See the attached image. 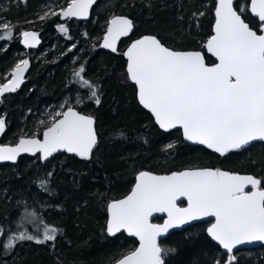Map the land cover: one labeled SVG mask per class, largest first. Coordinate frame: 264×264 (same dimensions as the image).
I'll list each match as a JSON object with an SVG mask.
<instances>
[{"label":"trees","instance_id":"1","mask_svg":"<svg viewBox=\"0 0 264 264\" xmlns=\"http://www.w3.org/2000/svg\"><path fill=\"white\" fill-rule=\"evenodd\" d=\"M50 2L63 9L70 0H10L0 10V18L11 26L10 38L0 39V85L20 59L22 33L34 31L42 41L34 53L45 51L41 59L23 55L30 61L27 83L0 103V118L5 121L0 143L41 138L50 124L45 109L66 111L68 107L94 119L98 143L89 159L57 154L49 161L20 157L13 165L0 166V264H116L137 247V241L127 240L124 234L115 239L108 236L107 207L125 197L143 171L170 174L219 168L264 182V144L220 158L187 145L180 131L161 132L138 104L136 88L126 74L123 53L142 36H155L174 51H201L206 63L214 64L204 44L212 35L215 0H100L87 23H62L59 15L39 19ZM248 4L249 0H236L234 7ZM114 16L129 18L134 31L112 54L102 51L100 42ZM243 18L258 31L259 21L249 11ZM60 25L67 34L59 30ZM4 32L0 27V36ZM81 66V77L95 87L99 105L75 75ZM45 225L59 230L55 241L24 240L5 248L8 236L21 231L43 238ZM207 227L195 225L163 241L164 264H225L227 256L208 239ZM235 264H264V246L237 252Z\"/></svg>","mask_w":264,"mask_h":264},{"label":"snow or ice","instance_id":"2","mask_svg":"<svg viewBox=\"0 0 264 264\" xmlns=\"http://www.w3.org/2000/svg\"><path fill=\"white\" fill-rule=\"evenodd\" d=\"M93 3L70 0L66 8L51 15L86 18ZM246 11L258 19L259 31L243 18ZM48 15L46 12L41 19ZM2 28L5 32L0 39L10 38L11 26L4 23ZM132 28L131 20L114 16L102 47L116 52L117 41L128 36ZM59 30L65 34L68 31L63 25ZM23 37L29 47L38 43L34 32L26 31ZM204 47L216 63L208 65L199 51L171 50L155 36L134 41L124 55L128 79L137 88L139 103L152 113L161 129L179 128L187 141L206 145L222 156L254 141H264V0H249L248 6L239 8L234 7V0H218L214 34ZM28 64L25 59L15 66L11 79L0 86V96L19 88ZM83 71L81 66L75 75L81 77ZM81 81L99 105L95 87L83 77ZM56 115L61 118L52 119L42 139L21 138L15 147H0V161H15L21 153H40V159L48 160L60 151L89 159L97 144L94 119L73 107ZM4 128L5 121L0 118V133ZM135 179L125 198L108 204V234L123 230L139 240V247L118 264H164L167 250L161 248L158 238L169 229L204 217H214L207 233L227 250L225 264H233L237 245L264 241V182L252 175L199 169L164 176L140 172ZM40 186L44 188L46 181L42 180ZM182 197L186 207L177 204ZM156 213L167 215L163 224L151 222ZM58 231L45 225L43 238L21 231L8 236L4 246L10 249L24 240L37 244L55 241Z\"/></svg>","mask_w":264,"mask_h":264},{"label":"water","instance_id":"3","mask_svg":"<svg viewBox=\"0 0 264 264\" xmlns=\"http://www.w3.org/2000/svg\"><path fill=\"white\" fill-rule=\"evenodd\" d=\"M99 1L100 0H94V3L91 5V7L89 8V13H88V16L86 17V18H79V17H71V18H67V17H63L62 15H59V19H60V21L62 22V23H65V22H78V23H87L89 20H90V18H91V13H92V10L97 6V4L99 3ZM216 1V4H217V2H218V0H215ZM235 2H236V0H234V4H235ZM216 4H215V7H216ZM250 12V11H249ZM251 14V13H250ZM252 15V14H251ZM118 17H124V18H127V17H125V16H118ZM213 17H214V23H213V27H212V35L214 34V25H215V9H214V13H213ZM252 17H254L253 15H252ZM113 18V17H112ZM112 18H110V20L112 19ZM255 18V17H254ZM127 19H129V18H127ZM257 19V18H256ZM109 20V21H110ZM130 20V19H129ZM258 20V19H257ZM109 23V22H108ZM133 24V23H132ZM107 26H108V24H107ZM106 31H107V27H106V30H105V33H104V35L106 34ZM133 31H134V26H133V28H132V31L128 34V36H125V37H121L120 38V40L119 41H117V45H116V47H117V50H118V46H119V43H120V41H122V40H124V39H126V38H128V37H130L131 35H132V33H133ZM259 31V30H258ZM27 32H34V31H32V30H28ZM35 33V32H34ZM104 35H103V37H104ZM211 35V36H212ZM210 36V37H211ZM103 37H102V39H101V42H100V49L102 50V51H104V52H107V53H112V54H114V53H116V52H112L111 51V49H106V48H103L102 47V44H103ZM144 36H142V37H140V38H143ZM209 37V38H210ZM140 38H138V39H140ZM208 38V39H209ZM37 39H38V43H36L35 44V46H32V47H29L28 45H25V43L23 42L24 41V37H23V33L20 35V46H21V48L25 51V52H27V53H31V52H35L40 46H41V44H42V41H41V39H40V37L37 35ZM137 40V39H136ZM136 40H134V41H136ZM134 41H132L131 43H129L128 44V46L126 47V49H125V51H124V53L127 51V49H128V47H130V45L134 42ZM204 50H205V53H206V55L209 57V58H211L213 61H214V63H216V60H215V57H213V56H211V54L210 53H207V50H206V48L204 47ZM190 51H193V50H190ZM183 52H187V51H183ZM199 52H201V51H199ZM124 53H123V56H124V60H125V62H126V74H127V57L124 55ZM201 53H203V52H201ZM28 62H29V64H28V67H27V69L24 71V73H23V81H22V83L20 84V86H19V88H17V90L15 91V92H10V93H4L2 96H0V103H1V101H2V99H4V98H6V97H9V96H11V95H13V94H15L17 91H19V90H21L25 85H26V83H27V76H28V73H29V69H30V61L28 60ZM205 62H206V60H205ZM15 69V68H14ZM13 69V70H14ZM13 70H12V72H13ZM12 72H11V74H12ZM10 79H11V77H10ZM9 81V80H8ZM7 81V82H8ZM130 81V83H131V85H133L135 88H136V86H135V84L131 81V80H129ZM7 82H5V83H7ZM4 83V84H5ZM3 85V84H2ZM2 85H0V86H2ZM136 98H137V102H138V104L140 105V107L145 111V112H147L148 114H150V116L152 117V119H153V121H154V123H155V125L157 126V128L161 131V132H163V133H165V134H168V133H171V132H174V131H180L181 132V136H182V139H183V141L187 144V145H189V146H191V147H199V148H203L204 150H206V151H208V152H210V153H212V154H214V155H216V156H218V157H220V158H224V157H227L228 155H230V154H233V153H240V152H243V151H245V150H247L248 148H250V147H252V146H254V145H257V144H264V141H254V142H252V143H250L249 145H247V146H245V147H243V148H241V149H239V150H233V151H231V152H229V153H227V154H225V155H220L219 153H216L214 150H212V149H209V148H207V146L206 145H200V144H198V143H194V142H192V141H187L185 138H184V136H183V133H182V130L181 129H179V128H176V129H170V130H167V131H165L164 129H161L160 127H159V125L155 122V118H154V116L152 115V113L149 111V110H147V109H145L140 103H139V100H138V94H137V88H136ZM83 115V114H82ZM87 116V115H86ZM61 118V117H60ZM59 118V119H60ZM94 128H95V131H96V123H95V121H94ZM3 134H4V131L2 132V133H0V139L2 138V136H3ZM96 134H97V132H96ZM43 137L41 136V138H37V139H42ZM25 139H29V138H25ZM19 143V140H18V142L16 143V144H14V145H2L1 143H0V147H5V146H7V147H15L17 144ZM97 143H98V136H97ZM96 148H97V144H96V146L93 148V151H92V153H91V155H90V158L93 156V154H94V152H95V150H96ZM57 154H70V155H75L74 153H67V152H64V151H60V152H57V153H54L53 154V156L52 157H54L55 155H57ZM41 154L40 153H37V154H35V155H32V154H30V153H21L18 157H17V159L15 160V161H0V166H2V165H13V164H15L16 162H17V160L20 158V157H31V158H33V157H35V156H40ZM76 156V155H75ZM52 157H50L48 160H44V161H49ZM80 158V157H79ZM83 159V158H82ZM204 169H207V168H204ZM186 170H199V169H185V170H182V171H186ZM213 170H215V169H213ZM182 171H179V172H182ZM223 171V170H222ZM143 172H146V171H143ZM150 173V172H149ZM229 173H231V172H229ZM151 174H153V175H157V176H164V175H170V174H172V173H170V174H154V173H151ZM234 174H236V173H234ZM239 175H247V174H239ZM254 177V176H253ZM136 178V177H135ZM135 182H136V179L134 180V183H133V186H132V188L134 187V185H135ZM132 188H131V190H132ZM131 190H130V192H131ZM247 190H250V189H246V191ZM129 192V193H130ZM128 193V194H129ZM127 194V195H128ZM126 195V196H127ZM125 196V197H126ZM125 197H123V198H125ZM123 198H121V199H123ZM120 200V199H119ZM177 204H178V206H180V207H186L187 206V201H186V199L185 198H180L178 201H177ZM184 205V206H181V205ZM108 219H109V213H108V207H107V221H108ZM167 219V215L165 214V213H156V214H154L153 215V217H151V222L152 223H155V221L156 220H161L162 221V223H158V224H163V222H164V220H166ZM215 222V220H214V217H204V218H202V219H199V220H194V221H189L188 223H186V224H184V225H181L180 227H177V228H172V229H169V231L167 232V233H165L164 235H162V236H160L159 238H158V243H159V245H160V243L161 242H163V241H165L170 235H172V234H174V233H178V232H182V231H185L186 229H188V228H190V227H192V226H195V225H199V224H209L208 225V227H207V229L211 226V224L212 223H214ZM157 224V223H156ZM106 226H107V223H106ZM106 232H107V230H106ZM107 234H108V232H107ZM121 234H125L128 238H131V239H134V240H136L137 242H138V246L137 247H139V240H138V238H136V237H133V236H130V235H128V233L127 232H125V231H121V232H119V233H116L115 235H109L108 234V236L110 237V238H114V237H116V236H118V235H121ZM206 235H207V237H208V239L224 254V255H228L227 254V250H225L217 241H215V240H213L209 235H208V233H207V230H206ZM262 246H264V241H253V242H250V243H244V244H240V245H237L234 249H233V253H232V255H234L235 256V254L237 253V252H239V251H242V250H252V249H258V248H260V247H262ZM136 247V248H137ZM227 260V259H226ZM117 264H118V262H117ZM233 264H235V260L233 261Z\"/></svg>","mask_w":264,"mask_h":264},{"label":"rangeland","instance_id":"4","mask_svg":"<svg viewBox=\"0 0 264 264\" xmlns=\"http://www.w3.org/2000/svg\"><path fill=\"white\" fill-rule=\"evenodd\" d=\"M8 2H10V0H6L5 3L0 4V10L4 9L5 6L8 4ZM59 8H60V7H59L55 2L47 3V4H46L45 6H43V8L41 9L40 14H38L39 19H41V17L44 16V14H45L46 12H48L49 15H51L52 12H57V13H59V12L61 11V9H59ZM4 23H8V24L10 25V23H9L8 20H6L5 18H0V27H2V25H3ZM32 26H35V24L32 25ZM32 26H31L30 28H32ZM17 36H19V34H16V37H17ZM19 38H20V36H19ZM57 43H60V44H61L62 42H57ZM53 45H54V44H53ZM6 46H7V45L4 44L3 47L5 48ZM24 53H25L24 50L19 52L20 59L18 60L17 64L20 63L22 60H25V59L23 58ZM44 54H45V51H44V52H40V53H38V54H36V53H34V52H31V56H34V55H35L36 59H41V58H43V57H44ZM17 64H16V65H17ZM10 77H11V74L6 75V76L4 77V81H8V80L10 79ZM64 105H65V104H64ZM59 112H62V109H61V108H58V109H57L56 111H54V112H50L48 109H45L44 117L46 118V120H47L48 122L51 123V121H52V119H53V116H55V115H56L57 113H59ZM0 236H1V235H0Z\"/></svg>","mask_w":264,"mask_h":264},{"label":"flooded vegetation","instance_id":"5","mask_svg":"<svg viewBox=\"0 0 264 264\" xmlns=\"http://www.w3.org/2000/svg\"><path fill=\"white\" fill-rule=\"evenodd\" d=\"M258 30H259V29H258ZM216 169H219V168H216ZM220 170H221V169H220ZM223 171H224V170H223ZM227 172H228V171H227ZM155 223H157V224H158V223H162V221H161V220H159V221L156 220ZM207 225H209V224H207ZM124 235H125V234H124ZM118 236H119V235H118ZM125 236H126V235H125ZM116 237H117V236H116ZM116 237L111 238V239H115ZM126 237H127V236H126ZM127 240H131V238H128V237H127ZM132 240H134V239H132ZM135 241H136V240H135ZM161 243H162V242H161ZM161 243H160V244H161ZM137 246H138V242H137ZM116 264H117V263H116Z\"/></svg>","mask_w":264,"mask_h":264}]
</instances>
